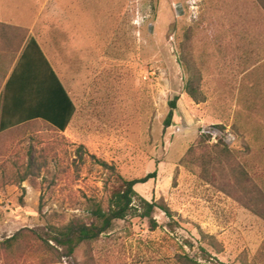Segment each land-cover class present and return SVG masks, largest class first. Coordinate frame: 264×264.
<instances>
[{"label": "rangeland", "instance_id": "1", "mask_svg": "<svg viewBox=\"0 0 264 264\" xmlns=\"http://www.w3.org/2000/svg\"><path fill=\"white\" fill-rule=\"evenodd\" d=\"M100 1L92 24L103 20ZM110 5L109 39L47 51L76 106L68 130L31 122L0 137V244L20 234L0 264H180L182 255L205 264L202 249L207 264H264V220L231 191L233 168L264 189V0ZM153 172L135 189L170 210L173 230L158 211L155 231L129 218L71 259L45 250L50 226L90 223L92 200L107 208L116 175Z\"/></svg>", "mask_w": 264, "mask_h": 264}, {"label": "trees", "instance_id": "2", "mask_svg": "<svg viewBox=\"0 0 264 264\" xmlns=\"http://www.w3.org/2000/svg\"><path fill=\"white\" fill-rule=\"evenodd\" d=\"M186 90L192 99L198 100L195 90L191 89V82L186 85ZM178 101L179 98L176 97L169 104L170 112L164 122L166 129L174 123ZM76 112V106L71 96L37 42L32 39L20 56L0 98V132H6L37 120L43 121L60 132H65ZM219 127L224 130L222 126ZM103 165L106 166L105 163ZM232 173L235 184L232 185L231 191L239 195V201L250 211L264 220V189L253 181L244 168H233ZM156 176L157 172H153L144 178L126 180L116 175L120 187L111 192L107 208L92 200L88 209L90 223L73 220L64 226H50L46 234L47 239L41 238L45 250L50 252L57 247L61 249V258L71 259L75 257L80 247L109 235L115 230L118 222L126 221L129 218L146 220L151 231H155L159 226L155 217L157 212L162 211L171 218L170 210L140 197L135 188L137 185L148 183ZM262 176L264 179V168ZM250 185L253 186L252 189H250ZM248 194H251V198L247 197ZM137 198L140 200L139 206L134 203ZM176 225V222L171 218L168 226L173 230ZM19 239L20 234L7 239L0 244V250L12 249ZM51 242L54 246L50 244ZM188 245L192 247L190 242ZM201 251L205 264L212 261L204 249ZM55 254L58 255L59 252L56 251ZM179 263L204 264L187 255L179 256Z\"/></svg>", "mask_w": 264, "mask_h": 264}, {"label": "crops", "instance_id": "3", "mask_svg": "<svg viewBox=\"0 0 264 264\" xmlns=\"http://www.w3.org/2000/svg\"><path fill=\"white\" fill-rule=\"evenodd\" d=\"M93 2L97 0H0V98L20 56L32 39L37 42L68 92L47 51L57 50L61 43L69 49L87 50L89 46L96 47L103 43V36L110 38L108 34L112 30V22L109 18L115 11V7L110 5L112 0L100 1L107 4L101 6L103 20L92 24L89 9ZM100 28L103 29L101 37L98 36ZM107 28H110L109 33L105 32ZM34 122L44 123L41 120ZM3 133L0 132V137Z\"/></svg>", "mask_w": 264, "mask_h": 264}]
</instances>
